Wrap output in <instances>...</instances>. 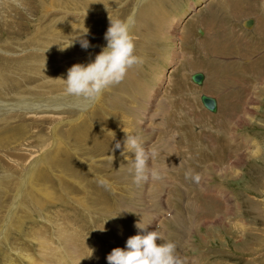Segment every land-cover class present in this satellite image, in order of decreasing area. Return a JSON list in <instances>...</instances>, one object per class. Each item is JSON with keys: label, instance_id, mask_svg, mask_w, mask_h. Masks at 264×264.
<instances>
[{"label": "rangeland", "instance_id": "1", "mask_svg": "<svg viewBox=\"0 0 264 264\" xmlns=\"http://www.w3.org/2000/svg\"><path fill=\"white\" fill-rule=\"evenodd\" d=\"M195 1L0 0V264H108L141 218L182 264H264V0ZM117 18L143 63L96 99L67 94ZM126 134L149 156L140 184Z\"/></svg>", "mask_w": 264, "mask_h": 264}, {"label": "clouds", "instance_id": "2", "mask_svg": "<svg viewBox=\"0 0 264 264\" xmlns=\"http://www.w3.org/2000/svg\"><path fill=\"white\" fill-rule=\"evenodd\" d=\"M130 24V19H109V26L104 33L106 43L101 50L87 63L73 64L67 70L66 78H61L67 94L96 99L110 86L121 82L132 66L143 63L142 58L135 55ZM79 43L82 49L87 50L90 47L87 39L81 38ZM114 149H121L120 141L115 143ZM124 149L133 157L129 167L133 182L140 184L146 181L149 175V156L139 137L126 134L123 140ZM151 177L158 179L159 175L153 170ZM148 226L142 223V218L138 220L134 225L136 234L126 239L123 248L116 247L111 250L106 256L108 264H182L175 243L165 240L163 234L157 230H148Z\"/></svg>", "mask_w": 264, "mask_h": 264}, {"label": "bare ground", "instance_id": "3", "mask_svg": "<svg viewBox=\"0 0 264 264\" xmlns=\"http://www.w3.org/2000/svg\"><path fill=\"white\" fill-rule=\"evenodd\" d=\"M203 1H205L204 3H207V2H209L210 0H208V1H206V0H196L195 2L196 3H198V4H202V2ZM22 2V1H21ZM142 2V1H141ZM143 3V2H142ZM203 3V4H204ZM30 4V3H29ZM28 4V5H29ZM147 4V3H146ZM193 4V3H192ZM139 5V4H138ZM194 5V4H193ZM263 5H264V2H263ZM26 6V5H25ZM31 6V5H30ZM190 6V5H189ZM27 7V6H26ZM29 7V6H28ZM135 7V6H134ZM138 7V6H137ZM137 10V9H136ZM146 10H148V9H146ZM133 11H134V9H133ZM131 13H133L132 11H131ZM137 13V12H136ZM132 16H133V14H132ZM134 19V18H133ZM132 20V19H131ZM181 20V19H180ZM183 20V19H182ZM244 20H246V22L244 23V25H245V27H247V28H249L250 26H252L254 23H255V21L254 20H252V19H244ZM243 20V21H244ZM184 22V21H183ZM177 31H179V28H177ZM183 31V30H182ZM199 31V30H198ZM176 38V37H175ZM178 38V37H177ZM179 39V38H178ZM182 49V48H181ZM178 50V49H177ZM179 55V54H178ZM180 59V58H179ZM170 62V61H169ZM173 68V67H172ZM195 73H199V74H201V75H203V81H204V78H205V76H204V74L202 73V72H193V73H191L190 75H189V78H190V81L192 82V83H194L192 80H191V75L192 74H195ZM166 77V76H165ZM164 77V78H165ZM169 77V76H168ZM167 78V77H166ZM167 79H169V78H167ZM207 80V79H206ZM165 81V79H163V82ZM203 81L201 82V83H194V84H196L197 86H201L202 84H203ZM163 82L162 83H160L159 85L160 86H162V84H163ZM159 86V87H160ZM203 92V91H202ZM206 95V94H204V93H200L199 94V98H200V96L201 95ZM58 96V95H57ZM207 97H211V98H214L215 100H216V98L215 97H212V96H208V95H206ZM255 96L257 97V93L255 94ZM66 99H69V97H65ZM65 98H63V99H65ZM71 98V97H70ZM246 98V97H245ZM251 99V98H250ZM242 100V101H241ZM240 101L243 103V102H245V100L246 99H244V97L241 99ZM60 101V100H59ZM87 101V100H86ZM94 101V100H93ZM239 101V102H240ZM26 103H28V102H26ZM26 103H24V105L26 104ZM241 103V104H242ZM250 103V102H249ZM23 104V103H22ZM93 104V103H92ZM155 104H157V103H155ZM21 105V104H20ZM23 105V106H24ZM84 105V107H86L85 105H86V103L85 104H82V105H80V106H78V108H82V106ZM96 105V104H95ZM22 106V105H21ZM22 106V107H23ZM155 106V105H154ZM203 106V105H202ZM229 107H227V109H230V105H228ZM20 107V106H19ZM17 105H10L9 106V108H10V111H16L18 108H19ZM34 107H35V105H34ZM49 107V106H48ZM204 107V106H203ZM256 107V105H254L253 103L250 105H248V108H247V110L246 111H244V113H243V115H245V116H243V118H244V121L245 120H247V119H251V117H252V114H251V110H253L254 108ZM31 108H33V107H31ZM43 109V108H45L46 109V107L45 106H43V105H41V106H39V105H37V107L36 108H34V110H36V109ZM55 108V107H54ZM205 108V107H204ZM216 108L218 109V105H217V100H216ZM242 108V107H241ZM56 109H58V108H56ZM206 109V108H205ZM217 109H216V112H217ZM240 109V108H239ZM25 110V109H24ZM33 110V109H32ZM82 110V109H81ZM244 110H245V108H244ZM26 111H27V109H26ZM241 111H242V109H241ZM155 113V112H154ZM213 113V112H212ZM238 116V115H237ZM242 119V118H241ZM232 120V119H231ZM70 121V120H69ZM73 122V121H72ZM103 122V121H102ZM230 124H231V122H230ZM73 125V124H72ZM229 125V124H228ZM72 127V126H71ZM74 127V126H73ZM227 128H228V126H226ZM233 128L230 130V132H233V131H235V127H237V124L235 125V126H232ZM75 128V127H74ZM84 129H85V131L87 132V133H90L91 134V130L92 129H90L88 126H85L84 125V127H83ZM226 128V129H227ZM228 130V129H227ZM93 131V130H92ZM67 132H71V133H74V132H77L75 129H72V128H67ZM94 132V131H93ZM79 133V132H78ZM232 134V133H231ZM79 135H81V134H79ZM232 136H233V134H232ZM55 138V137H54ZM249 138V137H248ZM55 141V140H54ZM256 141V140H255ZM185 142V141H184ZM183 142V143H184ZM248 142V144H247V149H246V151L248 150V146H250V144L253 142L252 140H250V141H247ZM160 143V142H159ZM256 143V142H255ZM255 143H253V144H255ZM161 144V143H160ZM258 144V143H257ZM58 145V144H57ZM172 145H173V143H172ZM177 145V144H176ZM167 151H169L168 149H167ZM254 151V150H253ZM257 151V150H256ZM261 152V151H260ZM172 153V152H171ZM253 153L254 152H252V155H253ZM250 155V154H249ZM195 156H196V154H195ZM258 156V155H257ZM253 157V156H252ZM196 158V157H195ZM170 160V159H169ZM168 160V161H169ZM198 160V159H197ZM172 161V160H171ZM196 161V160H195ZM36 163V162H35ZM35 163L34 164H31V165H29V168H34V166H35ZM203 167V166H202ZM67 168V167H66ZM209 168H211V167H209ZM229 167H228V165L226 166V169H222V168H217V171H224V172H220L221 174H227V175H232V174H236L237 173V170L236 169H234V167H231V169H233V171L232 172H230V171H225V170H227ZM68 169V168H67ZM211 169H213V168H211ZM21 170V169H20ZM154 170V169H153ZM24 171V170H23ZM30 172V169L28 170V166H27V171H25V172ZM238 172H239V170H238ZM21 173H23V172H21ZM209 172L208 171H206V174H208ZM24 176H25V174H24ZM24 176L22 177L23 179H24ZM206 178H208V177H206ZM23 179H22V181H23ZM27 179V178H26ZM166 182V181H165ZM168 182V181H167ZM150 183V182H149ZM22 184V183H21ZM148 185V184H147ZM38 186V185H37ZM164 186V185H163ZM166 186V185H165ZM167 187H169V186H167ZM29 189V188H28ZM159 189V188H158ZM49 191V190H48ZM159 193V192H158ZM52 194V193H51ZM162 195V194H161ZM48 198V197H47ZM54 199V198H53ZM56 201V200H55ZM11 210V209H10ZM11 213V212H10ZM162 214V213H161ZM160 214V215H161ZM161 216H165L164 214L163 215H161ZM170 216V215H169ZM171 218V217H170ZM228 219V218H227ZM231 221V220H230ZM238 221V220H237ZM241 222V221H240ZM61 223V222H60ZM228 223H229V221H228ZM234 223V222H233ZM238 223V222H237ZM237 223H234L235 224V226H237L239 229H241L240 227H241V225L240 224H237ZM242 223H244V222H242ZM231 224V223H230ZM245 224L246 223H244L243 225L245 226ZM61 226V225H60ZM243 226V227H244ZM242 227V228H243ZM235 228V227H234ZM233 228V229H234ZM237 228V229H238ZM64 229H66V228H64ZM244 229H245V227H244ZM247 229V228H246ZM63 230V229H62ZM241 231V230H240ZM246 231V230H245ZM244 231V232H245ZM68 238V237H67ZM69 241V240H68ZM96 243V242H95ZM43 244H45V243H43ZM42 244V245H43ZM45 245H47V244H45ZM53 245V244H52ZM108 246V245H107ZM47 247H49L48 245H47ZM52 247V246H51ZM50 248V247H49ZM57 248V247H56ZM56 248H54V250L56 249ZM107 249H109V248H107ZM53 250V252L55 253V251ZM57 251H58V248H57ZM61 251V250H60ZM52 252V253H53ZM59 253V252H58ZM63 253V252H62ZM57 254V253H56ZM93 255V254H92ZM99 255H102L101 254V252H100V254ZM52 256H54V255H52ZM63 256V255H62ZM98 258V257H97ZM57 260H59V259H57ZM70 261V260H69ZM35 262H37V260H35ZM63 264H66L65 262L63 263ZM71 264V263H70Z\"/></svg>", "mask_w": 264, "mask_h": 264}, {"label": "water", "instance_id": "4", "mask_svg": "<svg viewBox=\"0 0 264 264\" xmlns=\"http://www.w3.org/2000/svg\"><path fill=\"white\" fill-rule=\"evenodd\" d=\"M191 80L194 83H201L203 81V75L199 73H195L191 75ZM200 103L203 105L207 110L210 112H216V100L211 97H207L206 95H201L200 98Z\"/></svg>", "mask_w": 264, "mask_h": 264}]
</instances>
